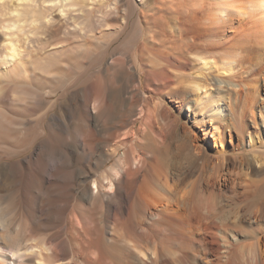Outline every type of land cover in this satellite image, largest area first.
I'll return each mask as SVG.
<instances>
[{
  "label": "bare ground",
  "instance_id": "1",
  "mask_svg": "<svg viewBox=\"0 0 264 264\" xmlns=\"http://www.w3.org/2000/svg\"><path fill=\"white\" fill-rule=\"evenodd\" d=\"M94 39L89 93L0 87V264H264V0H0V84Z\"/></svg>",
  "mask_w": 264,
  "mask_h": 264
},
{
  "label": "rangeland",
  "instance_id": "2",
  "mask_svg": "<svg viewBox=\"0 0 264 264\" xmlns=\"http://www.w3.org/2000/svg\"><path fill=\"white\" fill-rule=\"evenodd\" d=\"M93 34L95 35V31L93 32ZM122 40H123V36L119 37L113 43L112 46L115 47L116 45H118V43H121ZM31 45L32 43L31 44L29 43L28 46H31ZM113 47L103 49V51L101 52L103 56V60H101L100 59L101 57L99 55L100 54L99 50L95 52V39H94L93 44L89 46V50L87 52H85L80 57L71 60L68 66L62 67L61 70L57 72L56 75L57 77L58 76L59 77L56 80L55 78L52 77V74L39 72L37 70L34 73H30V74L26 73V74L14 76L12 77L13 79L8 78V81H9L8 84L1 83L0 87L2 86V88L6 90L8 93H11V92L13 93V91L16 92V96H15L16 101L2 102L5 107L4 109L8 110L16 118L31 119V114H30L31 111L29 110L28 107L31 105L32 99L30 96H29L30 98L29 97L24 98L23 95L21 94L22 91H27V92L38 91L48 96V95H51L49 93L51 91L57 90V92L60 93L65 87L70 86L72 90L75 88H79V89H83L86 94L89 93L94 88L89 85L91 81L95 80L96 70L100 68L101 65L105 61L108 60L110 54L112 53ZM1 71H2V68H0V72ZM3 85H6V86L3 87ZM19 94L21 95L20 98L22 97L21 99H19L18 97ZM17 97L19 100L17 99ZM23 99L24 100L26 99L25 102H23ZM51 100H53V97L49 99V101ZM4 133L0 135V149H1L0 154H3L8 149L12 148L11 147L12 145L8 141L10 139L7 138L8 136L6 135V133L5 134ZM53 135L54 134L51 133L52 139L55 137ZM211 148L213 147L211 146ZM119 155L120 153L115 154L112 157L111 162L107 163L105 168H108L110 164L118 158ZM9 174H10V181H11V185L9 186V191L14 192L18 190L20 193H23V192L25 193L24 181H25V177L29 175V170H20L17 172L16 170H11ZM25 174L26 176L23 178ZM16 178H19V179L17 180ZM22 181H23V184H22ZM33 184L35 185V182L34 183L33 181L29 182V184L27 185L28 191H31L30 189L34 187ZM9 191L5 190L4 192L7 193Z\"/></svg>",
  "mask_w": 264,
  "mask_h": 264
}]
</instances>
